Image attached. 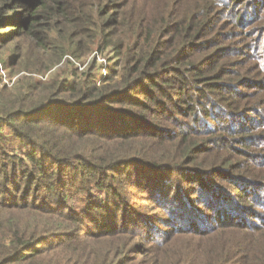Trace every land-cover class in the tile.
<instances>
[{
    "label": "trees",
    "instance_id": "obj_1",
    "mask_svg": "<svg viewBox=\"0 0 264 264\" xmlns=\"http://www.w3.org/2000/svg\"><path fill=\"white\" fill-rule=\"evenodd\" d=\"M247 48L264 51V0H0V264H129L161 243L164 264H264V83ZM92 53L116 59L101 80L95 55L79 70ZM3 69L23 75L8 87ZM135 165L164 182L148 200L170 231L153 242L145 220L114 227L139 216L125 199L108 215Z\"/></svg>",
    "mask_w": 264,
    "mask_h": 264
},
{
    "label": "rangeland",
    "instance_id": "obj_2",
    "mask_svg": "<svg viewBox=\"0 0 264 264\" xmlns=\"http://www.w3.org/2000/svg\"><path fill=\"white\" fill-rule=\"evenodd\" d=\"M142 1L143 0H133V3L135 5H139V4H141ZM248 52L250 53V55H252L251 56L252 59H250L251 60L250 62H247L245 64V67L247 69L246 71H248V73L246 75L249 77V76L254 75L255 73H260V74H258V77H260V81L262 83H264V69L261 68L260 60L257 59V54L264 55L263 54L264 51L258 50V51H253L252 52L251 48H250V49H248ZM92 55H95L94 58L99 64V68H98L97 73H96V79L97 80H101V78H103L101 76H103L104 74L106 76L108 74L107 67L110 70L111 67L114 65V62L116 61V59H115L113 53H111L110 55L108 53H104L103 55L98 54V53H92L88 57V59L83 64H81L79 70L83 69V67H85L89 63V60L92 57ZM102 58L105 60V62L102 61ZM25 62H29L30 63V61H28V60H25ZM119 62H120V60H119ZM119 65L120 64H118L117 68H120ZM15 69H17V67ZM58 69H59V67H57L56 69L53 68L50 72H53V71L58 70ZM1 72L3 73V80L2 81L3 82H7L8 83V87L12 86V83L14 82V80L16 78H18L19 76L23 75V72H16V73L11 74L10 70H6V69L1 70ZM49 74L50 73L47 72L45 75H41V74H37V73H34L33 75H34V77H37V78H40V79H46ZM263 98H264V96H263ZM262 107L264 108V106H262ZM257 124L260 125V123H257ZM59 131H61V130H59ZM262 131H264L262 128H256V129L253 130V133L258 134V133H262ZM67 137H68V135L66 136V138ZM96 141L97 140H95V139H88V140L85 141L86 142L85 144L92 145ZM103 145L112 146L108 142H105ZM150 146H152L151 143H150ZM259 147H261V149H260L261 151H264V142H258V146L256 148H253L252 151H255L256 153H258L259 152V149H258ZM171 149L174 150L175 148L173 147ZM243 151L244 150H242V152ZM232 152H234V151H232ZM200 157H204L205 159H208L209 156H208V154H203V155H200ZM242 158H245V159L248 160L250 158V154L240 155V156H238L236 158V161H240L241 162ZM201 164H204V163H201ZM255 167H257V166L254 165V164H250V166H248L249 169H253ZM64 169H66V171H69L71 168L69 166H64ZM136 169L139 171V174L136 175V176L134 174L131 175V180L130 181L124 183V180L120 179V181L117 182L116 186H119L120 184L122 185L121 189H122V193L124 194V196L121 198V200H117V201L110 200V210L108 212V215L110 216L111 219L115 220L114 217L112 216V213L114 211H119L116 205H120V201L125 199V201L123 203H128L129 206L132 205L133 209L135 210V213H138L139 216H135L134 213L132 214V212H130L132 209L129 211V213H128V211H125L123 209L124 212L119 211V214H118L119 216H117V218H116L117 222L115 223L114 227H122V226H124L125 223L126 224H130L132 222L131 220H133V221H135L136 219L145 220L147 222V224L149 225V228H152V230H155V232H152V233L149 234L150 237H151L150 242H153L156 239L157 235L160 234V233H158V231H160V230H165V231L168 230V232L170 231L169 225H167L166 223L165 224H161V220L163 221V219L165 217L164 209H159V207L155 204V202H153V201L150 202L148 200V197L153 192H154V194L156 193V195H159V192L157 191V189L163 188L164 187V182H163V180L159 181V179H157L156 176L153 173L146 172V170L144 169V167L142 165L132 166L131 170L136 171ZM254 170H252L251 173H253ZM121 172L122 171L117 172L116 174L120 175ZM166 175H168L167 179H169L170 177H179V173H178V170L176 168H174L171 171H168ZM161 176L164 179V173ZM136 179H138V182L140 183V186H137ZM154 181L159 182V186H157V184H153ZM175 182L176 183L180 182L179 178L176 179V180L172 179V183L175 184ZM185 183L186 182H180V184L177 185V187H174L173 189H171V192L174 193V194L181 192L183 190V185ZM154 189H156V191ZM95 192H98V191L94 190V193ZM184 195H185V192H184ZM79 197H81V196H79ZM79 197H74L73 198V203L71 204L73 208H77V206L79 205V202H80V198ZM145 205H147V206H145ZM98 211L101 212L102 210L98 209ZM111 211H112V213H111ZM104 212H106V211H103L102 214H104ZM123 213L126 214V221L125 220H121V217H122ZM141 214H143V215L146 214L147 216H143ZM193 217L194 216H192L190 214H182V213L178 214V213H176V214H173L171 216V219L173 220V223H180V224H183L185 222V219H187L188 220V224L190 225L189 219L192 220ZM211 218L212 217H210V219ZM165 219H166V217H165ZM84 221L88 225V229L89 230L94 229V225H93L92 222H90L89 219H85ZM187 227H190V226H187ZM198 227H200V226H198ZM108 228H110V227H108ZM143 231L144 232L146 231L145 228H143L140 233L143 234L142 233ZM177 239L178 238H176L175 240H177ZM121 240H126V239H125L124 236H122ZM126 242H127V244H129L130 240H126ZM132 242L133 241H131V243ZM144 242L147 243V241L145 239H143L142 237L139 236L138 239H137V242H135V243L136 244H141V243H144ZM161 244H158L157 246H153L151 244H148V246L149 245L150 246L148 248H145V249H147L146 254H145V251L142 248H134V247L128 248V251L126 252V254H127V257L130 259L129 264H164L162 248H164V246H168V244H164V243L162 245Z\"/></svg>",
    "mask_w": 264,
    "mask_h": 264
},
{
    "label": "built area",
    "instance_id": "obj_3",
    "mask_svg": "<svg viewBox=\"0 0 264 264\" xmlns=\"http://www.w3.org/2000/svg\"><path fill=\"white\" fill-rule=\"evenodd\" d=\"M102 61L105 62V60H104L103 58H102ZM104 73H105V72H104ZM104 73H103V74H104ZM101 77H105V74H104L103 76H101Z\"/></svg>",
    "mask_w": 264,
    "mask_h": 264
}]
</instances>
